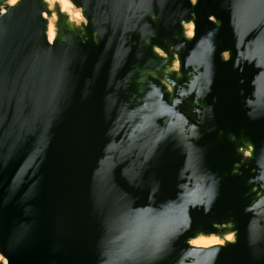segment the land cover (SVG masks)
Instances as JSON below:
<instances>
[{"label": "water", "instance_id": "95a60500", "mask_svg": "<svg viewBox=\"0 0 264 264\" xmlns=\"http://www.w3.org/2000/svg\"><path fill=\"white\" fill-rule=\"evenodd\" d=\"M70 1L0 0V264H264V0Z\"/></svg>", "mask_w": 264, "mask_h": 264}, {"label": "rangeland", "instance_id": "374dc122", "mask_svg": "<svg viewBox=\"0 0 264 264\" xmlns=\"http://www.w3.org/2000/svg\"><path fill=\"white\" fill-rule=\"evenodd\" d=\"M13 1V0H9V4L10 2ZM51 4H53L54 2H58L62 8L63 11L67 12L70 14V16L72 17L73 20L77 21V22H84V19L82 18V15H81V11L78 10L72 3L70 0H48ZM65 8H68V11L65 9ZM71 11V12H69ZM74 13H80V17H81V20H77L73 17V14ZM72 14V15H71ZM56 22V17L54 16L51 20H50V26H49V33H48V36L50 35L51 32H55V26H54V23ZM231 233H228L225 235L226 238H224L223 236H210V237H214L215 239H219L220 243L223 244L224 240L226 239H231V240H234V236L232 237V235H230ZM202 238V237H200ZM198 238V239H200ZM219 244V245H221ZM217 246V245H216ZM0 262H3V263H6L5 260L2 259V257L0 256Z\"/></svg>", "mask_w": 264, "mask_h": 264}, {"label": "bare ground", "instance_id": "6f19581e", "mask_svg": "<svg viewBox=\"0 0 264 264\" xmlns=\"http://www.w3.org/2000/svg\"><path fill=\"white\" fill-rule=\"evenodd\" d=\"M18 1L19 0H13L10 2V4L13 5ZM65 9L68 11V8H65ZM69 12H71V11H69ZM73 17L77 20H81L80 13H74ZM187 28H188V36H192L193 31H194L193 25L191 24ZM54 37H55V32L53 31L49 35L50 42H52L54 40ZM228 240H231V239H228ZM219 244H221L219 239H215L214 237H202L200 239H196V240H193L191 242V245H193L197 248H209V247H213V246H216Z\"/></svg>", "mask_w": 264, "mask_h": 264}, {"label": "built area", "instance_id": "2783aa9c", "mask_svg": "<svg viewBox=\"0 0 264 264\" xmlns=\"http://www.w3.org/2000/svg\"><path fill=\"white\" fill-rule=\"evenodd\" d=\"M188 27V26H187ZM186 27V31H187V37H193V35L192 36H188V28ZM194 32V31H193ZM230 235H232V237L234 236V239H235V235L233 234V233H231ZM226 242H234V240H228V239H226V240H224V242H223V244H221V245H224Z\"/></svg>", "mask_w": 264, "mask_h": 264}, {"label": "flooded vegetation", "instance_id": "af4514ba", "mask_svg": "<svg viewBox=\"0 0 264 264\" xmlns=\"http://www.w3.org/2000/svg\"><path fill=\"white\" fill-rule=\"evenodd\" d=\"M186 34H187V31H186ZM224 238H226L225 236H223Z\"/></svg>", "mask_w": 264, "mask_h": 264}]
</instances>
